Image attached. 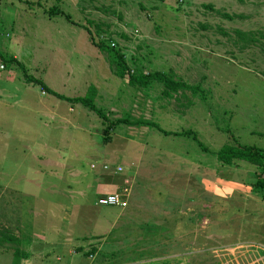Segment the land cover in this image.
Listing matches in <instances>:
<instances>
[{"label": "rangeland", "instance_id": "rangeland-1", "mask_svg": "<svg viewBox=\"0 0 264 264\" xmlns=\"http://www.w3.org/2000/svg\"><path fill=\"white\" fill-rule=\"evenodd\" d=\"M0 54L17 62L0 60V264L40 252L56 198L72 238L57 254L74 264H264V154L215 156L235 142L264 152V0H0ZM19 66L63 97L92 88L108 122L180 135L111 127ZM151 72L197 91L127 83ZM120 179L123 209L78 201Z\"/></svg>", "mask_w": 264, "mask_h": 264}, {"label": "trees", "instance_id": "trees-1", "mask_svg": "<svg viewBox=\"0 0 264 264\" xmlns=\"http://www.w3.org/2000/svg\"><path fill=\"white\" fill-rule=\"evenodd\" d=\"M97 47L101 51L109 52V50L102 45H98ZM0 60L3 62L5 66H8L12 63L14 64L17 63L14 58L8 57V56L5 57L2 54H0ZM118 60H120V63H121V67L119 69L118 75H122L123 73L122 70L125 65L120 57H118ZM19 68L23 72V75H24L23 77L26 80L32 81L34 84L39 85L40 88L44 89L46 93H49L50 95L58 99H63L65 101H68L72 104H80L81 106L85 107L88 111L92 112L93 114L98 116L100 119L105 121L106 123L108 122L105 115L101 114V112L98 109H96L92 104V100L94 97V91L92 88H88L85 94L81 97H76V98L63 97L62 95L57 94L45 88V86L38 79L25 75L23 68L21 66H19ZM152 81L158 82L162 86L163 90L164 89H168V90L183 89V90H188L192 92L197 91L195 87L169 81V79L166 76H164L163 74H160L159 72H151L146 75L141 74V73H138L135 75L129 74L127 76V83L132 86L144 87L149 82H152ZM119 123H123V124L130 125V126H148L151 128H155L159 131L160 134L164 136H179L180 135L177 133L165 132L163 130H160L159 127L154 122L148 121L145 119H128L125 117H120V118H117V120H114L113 122H108V124L111 127L116 126ZM263 154H264L263 150L259 148L247 146L244 144H238L236 142L233 145L231 144L222 145L217 151H215L216 159L219 162L226 164V165H229L234 160H242V161L247 162L250 165L259 166L261 164ZM14 254L15 252H13L11 255L13 256Z\"/></svg>", "mask_w": 264, "mask_h": 264}, {"label": "crops", "instance_id": "crops-1", "mask_svg": "<svg viewBox=\"0 0 264 264\" xmlns=\"http://www.w3.org/2000/svg\"><path fill=\"white\" fill-rule=\"evenodd\" d=\"M117 175H119V174H117ZM110 177V176H109ZM108 177V178H109ZM104 178H105V176H104ZM120 181H121V179H120ZM103 182V185H99V186H101L102 187V192H101V194L100 195H98L97 197H85V198H81L80 200H78V201H81V203L82 202H84V203H86V202H92V201H95L98 197H101V196H103V195H106V194H110V192H111V190H110V184L111 183H106V181H102ZM115 182H116V180H115ZM118 182H119V180H118ZM116 184V183H115ZM117 186H119V184L117 185ZM86 187V186H85ZM53 189H52V192L54 191L55 192V188L54 187H52ZM103 188H105V189H103ZM129 192H130V189H129ZM112 193V192H111ZM127 199H128V197H127ZM127 199H126V201H127ZM53 203L55 204V208H54V206H53ZM53 203L51 204L52 206H51V208H53V209H55V211H53L52 210V212L50 211V216L47 218V216H45V217H41V219L43 220V223H44V225H45V227H46V229H47V231H46V237L43 235V234H37L36 236V238L38 239V244L40 245L39 247H38V249L37 250H40V252L39 253H37V255L36 256H34V257H37V261H34V262H32L31 263V260L34 258V257H31L30 259H25V258H23L24 257V255H22V254H20L21 253V251H22V249L21 248H19V249H17L16 250V252H15V254L11 257V258H14L13 260H11V258L8 260V263L7 264H48V263H46V261L49 259V257H48V253H50L49 252V250L48 249H44V247L45 246H47V244H50V241H48V238H50V237H52L53 238V235L55 234V232H58V234H61L60 236H61V238H57V239H55L54 238V241H55V244H56V246H57V248H58V250L56 251V252H54L53 253V257H52V261H53V264H74V262L72 261V259L70 258V257H68L67 256V258L65 259V257H61L60 255H58L57 253H64L65 251H67V249H68V251L70 252V245L72 244V238H71V236L67 233L68 231L66 230V227H67V223L66 224H64L63 225V221H61V220H64V218H65V216H63L62 214H64V213H62V212H59V210L60 209H62L63 207H62V204L64 203V200H62L61 198H56V199H54L53 200ZM127 203H128V201H127ZM56 207H59V208H56ZM86 207V206H85ZM99 207V206H98ZM104 208H113V207H104ZM115 209H117V208H115ZM123 209V208H122ZM81 219H83L82 217L80 218V220ZM53 220H55V221H57V222H60V226L61 227H64V229L63 230H57L54 226H53V224H52V222L51 221H53ZM71 222V221H70ZM77 222V221H76ZM83 222V221H82ZM82 222L80 223V224H82ZM75 223V222H74ZM74 223H73V225H74ZM98 223V226H99V228H102V227H104V225L107 223L105 220H102V219H97L96 220V224ZM62 224V225H61ZM72 225V224H71ZM75 227H78L79 228V225H78V223H77V225H74ZM68 227H70L69 225H68ZM67 234V235H66ZM33 244L34 243H30L29 244V249L31 248V246H32V248H33ZM35 248V247H34ZM33 248V249H34ZM3 250V249H2ZM53 250V249H52ZM68 252V255H70L71 254V252L69 253ZM73 253V252H72ZM23 258V259H22ZM14 260H16V261H14ZM14 261V262H13Z\"/></svg>", "mask_w": 264, "mask_h": 264}, {"label": "built area", "instance_id": "built-area-1", "mask_svg": "<svg viewBox=\"0 0 264 264\" xmlns=\"http://www.w3.org/2000/svg\"><path fill=\"white\" fill-rule=\"evenodd\" d=\"M106 166H102L105 170ZM115 174H120L122 169L120 167L114 168ZM114 192L98 197L95 200L97 206L100 207H113L117 209L124 208L127 205V197L129 195L130 184L126 180H121L119 186Z\"/></svg>", "mask_w": 264, "mask_h": 264}]
</instances>
